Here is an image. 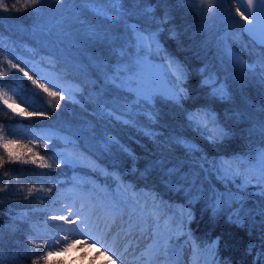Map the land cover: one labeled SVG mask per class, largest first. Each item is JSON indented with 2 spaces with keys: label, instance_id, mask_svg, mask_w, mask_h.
Segmentation results:
<instances>
[{
  "label": "trees",
  "instance_id": "obj_1",
  "mask_svg": "<svg viewBox=\"0 0 264 264\" xmlns=\"http://www.w3.org/2000/svg\"><path fill=\"white\" fill-rule=\"evenodd\" d=\"M230 2L232 6L239 7L235 0ZM5 3L9 9H12L13 4L21 9L0 10V36L8 39L16 49L12 56L16 55L19 59L13 60L8 53H0V70L8 72V76L0 77V81L14 79L21 95L32 100L29 104L18 101L20 106L27 111L47 110L48 118L20 119L0 102V131L11 132L12 135H9L8 139L18 140L31 147L34 152L44 156L45 161L52 165L54 170L33 165L30 160L25 163L24 160L28 157L10 161L5 156L4 149L0 147V156L5 157L4 162L0 163V246L5 256L4 264H32L37 254L43 255L42 245L36 240L40 234L49 236L53 233H77L75 224L50 218L64 214L61 205L68 195L81 193L82 199L91 200L97 206L108 205L117 193V183L104 174L105 171L119 174L125 184L134 186L144 196L158 197L157 203L163 201L168 207L159 213L154 211V218L160 222L162 219L168 221L182 210H190L194 219L188 227L201 245L210 244L217 237L220 238L218 258L222 264H264V255L259 258L257 256L258 253H264V227L259 215L264 210V197L256 194L255 183L247 189L248 196L244 205L245 212L250 215L247 218L242 216L241 223L236 224L228 220L235 208H224L215 219L211 215L213 191H239L233 183L229 182L226 187L215 174L208 175L197 185L202 189L200 194L196 199H191L188 188L167 175V170L172 167H177L178 171L183 170L185 173L190 171L193 160L202 157L211 162L250 154V159L254 162L255 149L264 146V136L260 134V125L264 122V83L261 82L260 73L264 70L258 64L259 57L264 55V47L254 45L244 36L240 27L242 24L238 23L239 27L232 30H225L224 38L248 65H257L256 74L250 70L241 72L229 62L219 39L211 38L206 29L205 15L193 11L191 5L186 2L181 4L180 0H147V5H140L139 7L151 6L155 19L163 20L164 23L149 24L139 16L130 17L129 22L150 27L152 30L163 28L158 36L161 45L168 55L175 57L188 70L186 87L189 98L183 101V108L157 99L158 122L149 125L142 116L140 125L132 126L102 118L98 114V105L94 99L96 86L102 84L103 80V74L97 68L94 57H99L109 64L115 63L116 57L111 42L90 40L86 37L85 30L89 23L103 26L107 21L97 17L89 6L79 4L78 0H74L76 6L65 3L64 0H61L60 4L57 0H46L39 15L34 13L31 7L23 8L24 0H19L18 3L17 0H5ZM125 7L130 11L137 8L131 0H126ZM166 13L168 19L164 20ZM60 23L64 24V31L56 27ZM52 27L58 32L49 33L48 29ZM107 30L114 35L123 33L122 25ZM172 30L178 33V38L172 37ZM46 38L50 41L46 42ZM48 55H52L53 59ZM5 57L12 59L13 63H19L34 79H39V74L30 71L29 69L33 70L31 67L25 68L22 61H25L24 58H42V62L53 71L79 83L80 90L75 92L71 100H66L65 95V100L59 101L60 106L57 108L56 102L49 104L48 101L52 98L32 85L27 77L17 69H10ZM160 59L163 60V53ZM221 61L224 64L223 68L220 66L222 69L219 68ZM202 69L215 71L221 82L223 72L225 73L224 82L228 86L229 98L221 100L212 96L211 83L202 86ZM3 86L0 84V87ZM53 89L61 91L62 95L61 89ZM202 107L213 112L221 127L229 133L222 141H207V135L188 125L186 112ZM144 128H150L157 135L154 138L146 135ZM49 129L56 130L57 135L66 140L53 139L49 142L34 139L33 132ZM108 136L115 137L127 151L116 147L109 153H102L99 146ZM177 137L194 143L199 152L189 158L185 149L175 143ZM16 151L20 149L17 148ZM56 152L67 153L81 160L87 167L65 165L60 157L55 155ZM76 182H83V193L73 187ZM235 183L239 184V179ZM33 185L35 189L29 193L28 189ZM41 185L44 190H40ZM147 207H152L150 200ZM163 230L164 228H160L159 234L156 230L160 238H164ZM126 237L121 234L109 236L107 242L111 251L124 247L129 255L135 256L139 250H144L146 242H151L152 257L148 264H170L171 261L182 257L186 258V263L192 264V249L185 243V237L182 235L168 241L172 248L167 253L157 251L158 238L142 243L136 238L134 243L132 239L126 242ZM136 245L139 246L134 249ZM250 245L254 246L251 252ZM16 254V260L9 258ZM208 259L209 253L202 251L199 264H205ZM41 264L45 262L41 261ZM47 264L59 263L48 261Z\"/></svg>",
  "mask_w": 264,
  "mask_h": 264
},
{
  "label": "snow or ice",
  "instance_id": "obj_2",
  "mask_svg": "<svg viewBox=\"0 0 264 264\" xmlns=\"http://www.w3.org/2000/svg\"><path fill=\"white\" fill-rule=\"evenodd\" d=\"M19 0H17V3ZM46 0H24L23 8L31 7L33 12L39 15L42 11V6ZM65 3L74 4V0H64ZM133 4L137 6L135 11H130L125 7L126 0H78L79 4L89 6L91 11L95 13L97 17H102L107 24L101 26L99 24L87 25L85 35L90 40H104L105 42L112 43V51L116 57L115 63L109 64L99 57H94L96 60L97 68L103 74L102 84L96 86V95L94 99L98 105V114L102 118L111 119L121 122L124 125L137 126L140 125V117H144L149 125H155L158 122L159 113L156 111L157 99L170 102L174 107L183 108V101L189 98L186 82L188 80V70L185 68L179 60L166 53L158 38L159 32L163 31L162 27H158L156 30H152L150 27H142L137 23H130L129 18L132 16H139L144 18L149 24L155 23L162 25L163 20H157L154 17V9L151 6L139 7L140 5H147V0H131ZM187 3L191 5L192 10L200 13L201 15L209 14L215 17L221 15L224 11L221 5L225 0H180V3ZM241 4L243 0H240ZM60 4L61 0H57ZM74 6H76L74 4ZM206 6V7H205ZM12 9L20 11L16 8V4L12 5ZM5 0H0V10L10 11ZM248 12L251 16L245 15ZM230 14V12H229ZM236 14L239 15L245 24L240 27L248 33V35L260 45H264V0H247V5L244 11L238 7L236 8ZM168 19L167 13L164 20ZM123 27V33L121 35H114L110 29L114 26ZM57 28L62 27V24H57ZM53 29H48L49 33ZM171 35L173 38H178V33L172 30ZM118 43V46L116 44ZM226 57L229 62L241 72L250 70L256 74V64L248 65L241 57L225 43L224 48ZM163 53V60L157 62V57H160ZM7 66L10 69H17L18 72L23 73V76L27 77L31 81L32 85H35L38 89H41L43 93H46L47 97L52 98L48 101L49 104L52 101L56 102L57 108L60 106L59 101L65 100V95H61V91L53 90V88L59 87L48 74H42L39 79H34L32 75H29L28 71H25L23 67H20L19 63H13L12 59L5 57ZM16 59H19L18 57ZM166 61V62H165ZM51 63V61H49ZM27 66L29 61H23ZM259 67L264 70V55H261L258 60ZM34 74L39 71V66L33 64L32 66ZM201 73L204 79L201 81L202 86H208L211 82V95L218 97L221 100L229 98L228 86L225 82H220L216 75L207 70L202 69ZM8 76L7 71L0 70V77ZM261 82L264 83V71H261ZM45 81V82H41ZM3 87H0V102L12 113L21 117H43L48 118V111H27L20 108V103H30V97L21 95L18 91V85L16 81H0ZM51 85V87H50ZM66 92L67 99H73L75 92L80 90V85H75L72 90L62 89ZM59 98V99H56ZM55 111V109H53ZM188 125L194 128L197 132L207 135V138L212 143H217L225 139L229 133L225 131L219 124L216 115L206 107L198 108L195 111L186 112ZM17 123H24L23 121H17ZM31 131V130H29ZM144 133L150 137H155L156 132L150 128H144ZM260 134L264 136V122L260 125ZM12 135L11 132L0 131V147L4 149L5 156L8 160H20L22 157H28L24 162L28 163L29 160L33 165H38L41 168H49L54 170L53 166L45 161L44 156L34 152L28 145L22 144L15 139H8V136ZM34 139H43L51 142L53 139L61 140L57 135L56 130L49 129L47 131L33 132ZM71 143V141H67ZM175 143L182 146L185 149V154L191 158L199 152V148L190 141L177 137ZM47 147V144L44 145ZM78 147V146H77ZM119 147L121 151H127L120 145L119 141L113 137L108 136L104 138L99 146V150L102 153H109L114 148ZM20 151H16V149ZM75 150V149H74ZM30 154V155H29ZM55 155L59 156L65 165L76 164L83 165L81 160L75 159L67 153L56 152ZM131 155V153H129ZM5 157L0 156V163L4 162ZM59 167V165H56ZM115 167V166H113ZM191 170L184 172L183 170H177V167H172L167 170L169 177L175 178L182 186L188 188L189 196L191 199L196 197L202 191L197 185L201 184L205 177L211 174H215L218 180H221L225 186L229 182L233 183L239 190L237 192L228 191L227 193H217L213 191L211 197V215L215 219L224 208H235V211L231 212L228 216V220L231 223L240 224L242 216L247 218L250 213L245 212V200L248 196L247 189L250 185L255 183L257 187L256 194L264 197V146L255 149L254 162L250 159V154L233 156L227 160L211 161L209 162L206 157L193 160L190 166ZM111 179L117 183V193L114 199L106 205L112 212H119L121 208L131 205L133 211L144 212L147 208L148 201H151L152 209L159 213L168 206L159 201L158 197L144 196L142 192H138L134 186L125 184L122 177L117 173H107ZM239 179L240 183L236 184V180ZM171 184V182H170ZM74 188L79 189L82 193L85 191L83 182H76L73 184ZM35 189V185L28 189L29 193H32ZM43 185H41V189ZM51 191V189H47ZM141 201L144 202V207H141ZM69 215L73 213L72 208L68 209ZM259 215L262 217L261 225L264 227V210ZM52 220H62L65 223H75V221L69 220L64 215H53L50 217ZM76 219L81 220L88 227L89 217L80 215L76 216ZM194 219V214L189 211H181L176 213L168 221L164 223L163 241L160 242V246L157 251L167 253L172 245L168 241L175 240L178 235L185 237V243L192 249V264H199L200 254L202 251L209 253V259L205 264H222L218 258V248L220 238L217 237L214 241L207 245H201L195 238L194 234L189 229L190 222ZM178 221V222H177ZM160 220H156V228L158 234L160 233ZM75 231V230H70ZM68 239L67 236L64 238ZM48 243L47 241L45 242ZM61 241L57 240L55 244H49V247L55 248ZM74 244H68L65 247H61L59 251H69L73 248ZM37 247H41L37 245ZM252 247L249 246L251 252ZM53 255L52 251H46L43 255L37 254V258L32 261V264H41L44 261L48 262V258ZM149 258L152 257L151 249L148 252ZM260 255L264 253H258ZM11 260H16L18 254L11 255ZM3 248L0 246V264H4ZM174 264V262H173Z\"/></svg>",
  "mask_w": 264,
  "mask_h": 264
},
{
  "label": "rangeland",
  "instance_id": "obj_3",
  "mask_svg": "<svg viewBox=\"0 0 264 264\" xmlns=\"http://www.w3.org/2000/svg\"><path fill=\"white\" fill-rule=\"evenodd\" d=\"M213 3L215 4L216 0H213ZM221 7L224 11L218 17L205 14V24L207 26L206 29H208L211 35V38L219 39V42H221L222 44L223 50L225 48V43H226L227 46L232 49V51L237 53L235 48L232 47V45L227 42V39L224 38V31L229 28H231L232 30V28H237V26L239 27V25L242 24L244 20L239 15L236 14L237 7H234V5L232 6V2H230V0H225L224 4L221 5ZM52 29H53L51 32L52 34H55V32H58L54 27H52ZM58 29L64 31L65 29L64 24H62V27ZM221 31H223L222 34H221ZM45 41L49 42L50 40L46 38ZM45 48L50 49V47H45ZM15 52H16V49L12 47L8 39L6 37L0 36V53L2 54L8 53L9 55H11L10 57H12V59L13 58L15 59L17 58V56L16 55L12 56V53L14 54ZM48 57L53 59L52 55H48ZM23 60L29 61L28 65L30 66L28 65L26 66L25 63H23L22 61L23 66L25 68L27 67V69L28 67L32 68L33 64L38 65L39 71H37L36 74H39V77L42 74H48L49 78L59 85V87H57L58 89L71 90L70 89L71 87L79 84L76 81H73L71 79L64 77L63 74H58L55 71H53L49 66H47L46 64L42 62V58H38V60L40 61L36 60L35 58H31V59L24 58ZM161 61L162 60L160 59V57H157V62H161ZM220 66L222 68L224 66V64H222V61L219 63V68L222 69ZM29 70L34 73L33 70L31 69ZM214 74L217 75L216 72ZM216 77H220V76L217 75ZM222 77L223 78L221 79L224 82V80L226 79V75L224 72H223ZM217 79L220 80L219 78ZM62 95H66V92L63 90H62ZM66 100H69V99H66ZM18 101L19 100H17L16 102L18 103ZM31 101L32 100L30 99V102ZM65 102H70V101H65ZM20 108H22V106H20ZM7 110L11 112V110L9 109ZM12 114L20 119L27 118V117L18 116L16 115V113H12ZM206 140L210 141L208 138H206ZM115 192H117V190H115ZM67 197H68L67 200L61 205L64 211L63 215L67 216L69 220L75 221L74 226H76L77 232L79 234L72 233V232L67 233L66 235L68 239L65 240L64 239L65 237H62L60 239L61 243L57 244L55 248L48 246L49 244H55V242L57 241L55 238H52V240H50L51 237L48 235H41V234L38 235L36 237V240L37 241L39 240L38 241L39 244L42 245L43 254L46 251L53 252V255L48 258V261H54L59 264H132L128 262L129 258L125 257L126 256L125 254H122L119 258H117V253L121 251L122 247L118 249L119 251H115L112 253L108 248H106L108 247L106 244L104 243L101 244L93 239V235H92L93 233L89 232L87 228H85V225L80 220L76 219V216L79 214L76 209L78 206L76 195L71 194V195H68ZM69 208H72L73 210V213L71 215H69L68 213ZM119 216L120 217L115 221L114 225L116 227V230L121 233V236H123L124 233L127 234L126 242H128L129 239H132L135 243L137 240L136 238H138L140 239L139 243H142V241L145 242L150 239L146 231L152 221L145 218L141 214L140 211H133L132 206L128 205L123 208V211L121 212ZM46 241L48 242L47 244L45 243ZM68 244H74L75 246L67 252L58 250L61 247L67 246ZM136 247L137 246H134L133 248L135 249ZM173 262L174 264H186L187 261L185 257L184 258L182 257V259L173 260Z\"/></svg>",
  "mask_w": 264,
  "mask_h": 264
},
{
  "label": "water",
  "instance_id": "obj_4",
  "mask_svg": "<svg viewBox=\"0 0 264 264\" xmlns=\"http://www.w3.org/2000/svg\"><path fill=\"white\" fill-rule=\"evenodd\" d=\"M237 1V3L240 5V7L244 10V8L246 7V5H247V0H243V3L241 4V2H240V0H236ZM246 13V15H249V13L248 12H245ZM249 19H251V16L249 15ZM246 23V21L244 22V24ZM244 34L250 39V40H252L254 43H256V44H258L259 45V43H257L256 41H254L249 35H248V33L246 32V31H244Z\"/></svg>",
  "mask_w": 264,
  "mask_h": 264
}]
</instances>
